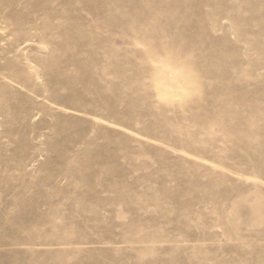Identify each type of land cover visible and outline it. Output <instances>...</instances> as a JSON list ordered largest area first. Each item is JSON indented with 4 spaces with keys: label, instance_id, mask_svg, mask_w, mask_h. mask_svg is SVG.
<instances>
[{
    "label": "rangeland",
    "instance_id": "1",
    "mask_svg": "<svg viewBox=\"0 0 264 264\" xmlns=\"http://www.w3.org/2000/svg\"><path fill=\"white\" fill-rule=\"evenodd\" d=\"M0 264H264V0H0Z\"/></svg>",
    "mask_w": 264,
    "mask_h": 264
}]
</instances>
